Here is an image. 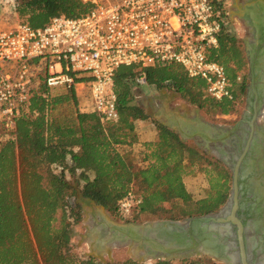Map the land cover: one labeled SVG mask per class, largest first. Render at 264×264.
Here are the masks:
<instances>
[{"label": "trees", "instance_id": "16d2710c", "mask_svg": "<svg viewBox=\"0 0 264 264\" xmlns=\"http://www.w3.org/2000/svg\"><path fill=\"white\" fill-rule=\"evenodd\" d=\"M90 10L82 0H14L12 13L18 22L42 27L56 16L74 18ZM225 34L211 58L225 67L233 99L204 96L203 81L190 79L178 65L145 68L147 85L173 90L205 113L229 114L246 94L248 64L242 44ZM140 71L133 66L116 72L117 124L104 125L96 113L80 109L76 91L53 94L44 85L33 90L14 129L4 124L11 134L0 145V264H175L138 263L129 257L103 263L76 255L72 239L82 221L81 205L66 174L76 178L84 198L111 214H119L120 202L130 193L139 197L128 223L178 221L217 212L225 205L231 171L219 160L210 161L198 146L183 142L134 102L132 85ZM149 120L157 137L135 149L140 143L136 122ZM202 166L209 188L206 196L194 199L184 178ZM166 204L171 205L167 213ZM180 262L214 264L207 257Z\"/></svg>", "mask_w": 264, "mask_h": 264}, {"label": "built area", "instance_id": "2783aa9c", "mask_svg": "<svg viewBox=\"0 0 264 264\" xmlns=\"http://www.w3.org/2000/svg\"><path fill=\"white\" fill-rule=\"evenodd\" d=\"M91 6L74 18L56 16L42 27L0 26V116L12 129L40 85L87 91L89 108L104 125L120 121L115 87L120 67L178 65L200 79L205 96L233 99L225 67L211 58L227 26L225 0H82ZM14 0H0V7ZM13 14V13H12ZM62 169L59 168L57 172ZM141 199L130 193L118 212L130 216Z\"/></svg>", "mask_w": 264, "mask_h": 264}, {"label": "water", "instance_id": "95a60500", "mask_svg": "<svg viewBox=\"0 0 264 264\" xmlns=\"http://www.w3.org/2000/svg\"><path fill=\"white\" fill-rule=\"evenodd\" d=\"M246 12L250 83L241 118L224 127L205 121L199 109L194 119L177 108L160 107L147 113L177 132L183 142L192 140L209 153H214L219 143L229 148V152L220 154L232 173L227 202L217 212L178 221L119 223L105 214L104 206L81 194L97 210L96 214H85L89 257L105 263V256L112 261L115 249H126L138 263L206 256L223 264H264V159L260 158L256 173L243 175L255 134L260 125L264 128V79L260 81L256 73L258 55L264 53V1L260 6L250 3Z\"/></svg>", "mask_w": 264, "mask_h": 264}, {"label": "rangeland", "instance_id": "374dc122", "mask_svg": "<svg viewBox=\"0 0 264 264\" xmlns=\"http://www.w3.org/2000/svg\"><path fill=\"white\" fill-rule=\"evenodd\" d=\"M238 1H239L238 2L239 6H241L240 5L242 3L241 0H238ZM17 22L18 21L14 18L13 14L11 12V5L9 3L0 7V26L1 27L11 26L12 24H15ZM230 29H232L233 34L236 36L235 38H236L237 44H241L240 43V41H241L240 37H245V36H243V35H245V30H243V27H241V24L235 21L234 25ZM226 32L220 33V37H225ZM242 49H243V46H242ZM244 54H245V52H244ZM245 57H246V55H245ZM246 61L248 64L247 69H246L247 87H248L250 81H249V63H248L247 57H246ZM230 65L232 67H234L233 62ZM132 90H133L134 99H135L134 102L136 104H138L144 110H147V106L149 104L154 106L156 103H158V101H156V100L159 99L163 102H166V105L168 104L167 108H169V109L174 110L175 108H177L179 110V112H181L182 114H185L188 118L194 119L196 117V115H195L196 111L195 110L198 108L192 107L191 105H189L188 103H186L185 101L180 99L179 95L173 90H169V89L157 90L155 87L147 85V84L143 85V86H136L134 83L132 85ZM49 91L53 94H56L59 92H63L65 90L50 89ZM87 94H88L87 91L84 90L78 98L79 107L82 110H86L89 108V106H88L89 100H88ZM246 94H247V90H246ZM246 94L244 95V97L242 99H240L235 104L234 110L227 115L214 114L212 112L205 113L204 111H202L200 109L198 111V114L200 117H202L205 121H207L209 123L222 125V126H231L237 120H239L241 118L242 114L246 110V106H247ZM171 95H172V98H171ZM147 113H150V112H147ZM4 124H5V122H4L3 118L0 116V145H1L2 141H4V139L10 137V134H11L10 129L6 128V126ZM137 129H138V131H144V134H147V138L149 137L148 136L149 132L152 133L151 137H153V133L156 132L154 125H153L151 120L143 121V122H140V121L136 122V130ZM156 137H157V135H156ZM186 142H190L191 145L198 146L192 140H189ZM200 149L204 151V149H202V148H200ZM206 153L208 154L210 161H214V159H216L213 156V153H209V152H206ZM203 166H206V164L204 163ZM203 166L201 168L197 169L194 173L186 175L184 178L185 185H186L188 191L194 197V199H200V198L206 196L208 188H209L205 174L201 170V169H203ZM66 176H67V179H68L70 185H72L76 189V202L81 205V214H82V221L80 222L79 225H77L75 227V234H74V237L72 239L73 251L79 257L87 258V257H89L90 251H89V247L85 241V235H86V229H85L86 222H85V220H87V217H85V214L87 212H89V214H96L97 210H96V208H93L91 206V204L88 203L87 200H84L81 197L82 193L79 189L76 178L74 176H71L70 174H66ZM134 190L136 192H140V188L138 186H134ZM164 207H165L164 210L166 213L169 210H171L170 204H166ZM105 214L109 215L113 220H115L119 223H128L126 221L130 220V218H131L129 216L123 217L119 214H111L107 210L105 211ZM155 220L156 219L149 220V221H155ZM128 257L130 258L126 249H115L113 251V254H112V261L107 256H105V261L106 262L107 261H111V262L122 261L124 259H127ZM203 257H206V256H203ZM196 258H202V257H194L191 259H196ZM207 258H209V257H207ZM209 259H211V258H209ZM211 260L214 264H223V263L215 261L213 259H211ZM173 261L175 264H182L180 262L182 260H173Z\"/></svg>", "mask_w": 264, "mask_h": 264}, {"label": "flooded vegetation", "instance_id": "af4514ba", "mask_svg": "<svg viewBox=\"0 0 264 264\" xmlns=\"http://www.w3.org/2000/svg\"><path fill=\"white\" fill-rule=\"evenodd\" d=\"M263 1L264 0H241V6H239L238 4V0H225V4H226V19H227V26H226V29L224 30V32H228L230 33L233 37H236L234 34H233V31L232 29H230L233 25H234V22H238L241 24V27H243V30H245V37H240L241 41L240 43L242 44L243 46V50L245 52V55L247 57V59H249V56H248V50H247V46H246V42L248 41V39L250 38V33H249V30H248V27H247V22H246V11L247 9L249 8V4H255L257 6H260L263 4ZM255 2V3H253ZM257 9V8H256ZM251 10V9H250ZM251 11H253V13L256 11L254 9H252ZM259 11V10H258ZM259 12H257V14H259ZM255 14V15H257ZM248 63H249V60H248ZM156 108V109H155ZM157 108H160V103L158 104H155L154 106L152 105H148L147 106V110H145V112H156ZM146 112V113H147ZM238 121V120H237ZM236 121V122H237ZM235 122V123H236ZM234 123V124H235ZM233 124V125H234ZM232 126V125H231ZM224 127H227V126H224ZM217 136V135H216ZM215 136V137H216ZM217 138V137H216ZM199 142H201V140H198ZM214 153H213V156L221 161L222 163H224L221 159H220V154H223V153H226V152H229V148L227 146H223L219 143L218 146L214 147ZM206 151V150H204ZM207 152V151H206ZM225 164V163H224ZM226 165V164H225ZM227 166V165H226ZM228 167V166H227ZM229 168V167H228ZM230 170V168H229ZM231 171V170H230ZM232 175V173H231ZM231 190V189H230Z\"/></svg>", "mask_w": 264, "mask_h": 264}, {"label": "bare ground", "instance_id": "6f19581e", "mask_svg": "<svg viewBox=\"0 0 264 264\" xmlns=\"http://www.w3.org/2000/svg\"><path fill=\"white\" fill-rule=\"evenodd\" d=\"M258 56L256 73L261 81V79H264V53ZM241 137V135L238 136V139L241 140ZM260 158L264 159V128L262 125L259 126L255 134L252 152L243 168V175H248L251 172L256 173V170L259 168L258 163L261 160Z\"/></svg>", "mask_w": 264, "mask_h": 264}, {"label": "crops", "instance_id": "0c3cea01", "mask_svg": "<svg viewBox=\"0 0 264 264\" xmlns=\"http://www.w3.org/2000/svg\"><path fill=\"white\" fill-rule=\"evenodd\" d=\"M171 98H172V95H171ZM156 101H158V103H160V107H167L168 106V104L166 105V102H163V101H161L159 99L156 100ZM158 103H156V104H158ZM137 133L139 135V141H140V143L137 146L134 147L135 149L139 148V146L143 142H145V141H153V140L156 139V132L153 133V137H151L152 136V133L149 132L148 133L149 134L148 135L149 136L148 138H147V134H144V131H138V129H137Z\"/></svg>", "mask_w": 264, "mask_h": 264}]
</instances>
